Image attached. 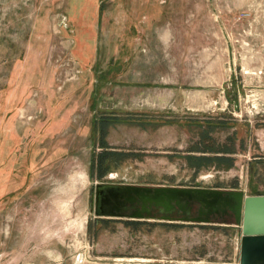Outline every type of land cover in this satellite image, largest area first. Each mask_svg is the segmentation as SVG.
<instances>
[{
    "label": "rangeland",
    "instance_id": "374dc122",
    "mask_svg": "<svg viewBox=\"0 0 264 264\" xmlns=\"http://www.w3.org/2000/svg\"><path fill=\"white\" fill-rule=\"evenodd\" d=\"M104 181L264 194V0H0V264H238L239 226L97 217Z\"/></svg>",
    "mask_w": 264,
    "mask_h": 264
},
{
    "label": "water",
    "instance_id": "95a60500",
    "mask_svg": "<svg viewBox=\"0 0 264 264\" xmlns=\"http://www.w3.org/2000/svg\"><path fill=\"white\" fill-rule=\"evenodd\" d=\"M103 185L100 182L94 186L93 211L97 216L233 224L241 230L238 264H264V194L201 186L126 184L107 187L106 194L98 199V188ZM135 203L147 214L123 213L127 204ZM150 206L156 207V215L148 213Z\"/></svg>",
    "mask_w": 264,
    "mask_h": 264
},
{
    "label": "flooded vegetation",
    "instance_id": "af4514ba",
    "mask_svg": "<svg viewBox=\"0 0 264 264\" xmlns=\"http://www.w3.org/2000/svg\"><path fill=\"white\" fill-rule=\"evenodd\" d=\"M102 183H104L105 185H103L102 187L98 188V191H97L98 199L102 198L106 194L105 189L107 187L115 186L114 188H116L118 186H122V185H126L127 184V183H120V182H113V181H104ZM102 190H104V191H102ZM95 197H96V189L94 187V189H93V201H94L93 208L95 206ZM127 205H128V208L123 211V213H125V214H128V213L129 214L130 213H141L143 215L147 214V212L142 210L141 205L138 204V203H135L133 206H131L129 204H127ZM156 211H157V209H156L155 206H150L149 209H148V213L150 215H153V216L156 215ZM97 217H99V218H126V219H131V220H144V219H146V218H131V217H125V216L124 217H120V216H97Z\"/></svg>",
    "mask_w": 264,
    "mask_h": 264
},
{
    "label": "crops",
    "instance_id": "0c3cea01",
    "mask_svg": "<svg viewBox=\"0 0 264 264\" xmlns=\"http://www.w3.org/2000/svg\"><path fill=\"white\" fill-rule=\"evenodd\" d=\"M186 187H194V186H186ZM203 187V186H201ZM207 188H217V187H207ZM217 189H223V188H217ZM234 189V188H231ZM158 220V219H156ZM159 221H173V222H189V221H176V220H159ZM191 223H205V222H191ZM213 223V222H210Z\"/></svg>",
    "mask_w": 264,
    "mask_h": 264
},
{
    "label": "trees",
    "instance_id": "16d2710c",
    "mask_svg": "<svg viewBox=\"0 0 264 264\" xmlns=\"http://www.w3.org/2000/svg\"><path fill=\"white\" fill-rule=\"evenodd\" d=\"M206 123H209V122H206ZM224 153H225V151H223ZM194 159H196V160H200V159H206V157H194ZM250 188V191H253L252 193H255L254 191V188L253 187H249Z\"/></svg>",
    "mask_w": 264,
    "mask_h": 264
}]
</instances>
